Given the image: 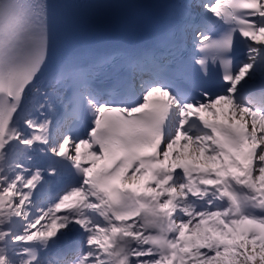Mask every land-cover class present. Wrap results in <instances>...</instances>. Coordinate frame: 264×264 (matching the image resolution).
Here are the masks:
<instances>
[{
    "label": "snow or ice",
    "instance_id": "6c2138e0",
    "mask_svg": "<svg viewBox=\"0 0 264 264\" xmlns=\"http://www.w3.org/2000/svg\"><path fill=\"white\" fill-rule=\"evenodd\" d=\"M136 5L0 0V264H264V0Z\"/></svg>",
    "mask_w": 264,
    "mask_h": 264
}]
</instances>
